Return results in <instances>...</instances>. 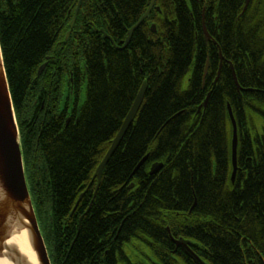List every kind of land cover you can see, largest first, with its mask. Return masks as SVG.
<instances>
[{"label": "trees", "instance_id": "trees-1", "mask_svg": "<svg viewBox=\"0 0 264 264\" xmlns=\"http://www.w3.org/2000/svg\"><path fill=\"white\" fill-rule=\"evenodd\" d=\"M78 1L0 0L25 171L52 263L197 264L174 243L182 237L209 264H264V0L245 10L246 0H156L125 47L152 0H82L71 29ZM144 80L96 191L93 174Z\"/></svg>", "mask_w": 264, "mask_h": 264}, {"label": "water", "instance_id": "water-1", "mask_svg": "<svg viewBox=\"0 0 264 264\" xmlns=\"http://www.w3.org/2000/svg\"><path fill=\"white\" fill-rule=\"evenodd\" d=\"M81 1L76 8L72 27L75 24ZM156 0H152L148 10L141 19L128 32V38L124 46L128 44L134 30L149 17ZM250 0H246V6ZM104 37L110 36L103 30ZM206 39L211 40V35L204 25ZM68 32L67 35H69ZM113 44L115 42L113 41ZM46 63L39 68V74L43 71ZM208 64L206 66V73ZM233 76L237 87L241 86L235 72ZM146 81L140 89L133 106L124 119L120 130L112 140L111 146L104 156L102 162L94 173L100 181L103 169L110 157L120 144L128 128L135 119L138 110L143 102L146 92ZM206 98V102H207ZM205 102V104H206ZM231 118L233 119L234 137L232 143V161L234 174L237 171V147L238 135L237 124L231 107L229 106ZM160 168L156 167V170ZM22 240L26 246H23ZM178 244L182 241L178 240ZM183 244V243H182ZM191 252V256L197 264H208L197 254ZM0 264H52L49 251L43 236L40 223L29 183L26 176L24 157L20 130L16 118L14 102L4 66L3 52L0 43Z\"/></svg>", "mask_w": 264, "mask_h": 264}, {"label": "bare ground", "instance_id": "bare-ground-1", "mask_svg": "<svg viewBox=\"0 0 264 264\" xmlns=\"http://www.w3.org/2000/svg\"><path fill=\"white\" fill-rule=\"evenodd\" d=\"M247 8V7H246ZM245 8V9H246ZM244 9V10H245ZM205 33V32H204ZM207 40V39H206ZM211 40H212V37H211ZM210 40V41H211ZM208 41V40H207ZM209 42V41H208ZM220 59L222 60L223 59V54H222V52H220ZM144 100V99H143ZM230 118H231V114H230ZM231 120V122H232V124H233V119L231 118L230 119ZM235 122H236V124H237V121L235 120ZM117 135V134H116ZM233 137H234V133H233ZM233 137H232V143H233ZM147 155L144 157V158H142V160L137 164V166H136V168L138 169L145 161H146V159H147ZM158 170H156V167L155 166H153V165H151L150 166V173H156ZM236 173V172H235ZM226 178H228V177H226ZM230 178H231V180L232 181H234L235 180V174H234V171H232V173H231V175H230ZM195 206V203L193 204V206L192 207H194ZM191 211V210H190ZM174 241V240H173ZM22 245L23 246H26V244H25V241L24 240H22ZM209 264V263H208Z\"/></svg>", "mask_w": 264, "mask_h": 264}, {"label": "flooded vegetation", "instance_id": "flooded-vegetation-1", "mask_svg": "<svg viewBox=\"0 0 264 264\" xmlns=\"http://www.w3.org/2000/svg\"><path fill=\"white\" fill-rule=\"evenodd\" d=\"M90 206H91V204L89 205V207H88L87 211L89 210ZM180 248H182V249L185 251V249H184L183 247H180ZM185 252H186V253L189 255V253H188V251H187V250H186Z\"/></svg>", "mask_w": 264, "mask_h": 264}, {"label": "rangeland", "instance_id": "rangeland-1", "mask_svg": "<svg viewBox=\"0 0 264 264\" xmlns=\"http://www.w3.org/2000/svg\"><path fill=\"white\" fill-rule=\"evenodd\" d=\"M147 251V250H146Z\"/></svg>", "mask_w": 264, "mask_h": 264}]
</instances>
